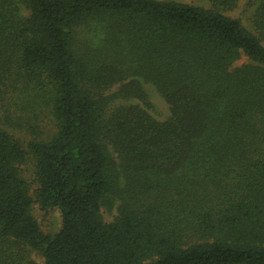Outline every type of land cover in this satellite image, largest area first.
<instances>
[{"label":"trees","instance_id":"obj_1","mask_svg":"<svg viewBox=\"0 0 264 264\" xmlns=\"http://www.w3.org/2000/svg\"><path fill=\"white\" fill-rule=\"evenodd\" d=\"M203 1L0 0V264H264V0Z\"/></svg>","mask_w":264,"mask_h":264},{"label":"rangeland","instance_id":"obj_2","mask_svg":"<svg viewBox=\"0 0 264 264\" xmlns=\"http://www.w3.org/2000/svg\"><path fill=\"white\" fill-rule=\"evenodd\" d=\"M158 1H174L180 4L191 5V6L207 9V10L211 8L210 4L203 0H158ZM253 2L254 0H239L237 2L236 7L233 10L223 11L222 14L229 18L238 20L242 24V26H244L245 28H250L251 26L250 21H251V15H252L251 4ZM242 63H244V60L241 58L236 63V65L239 66ZM117 88L118 86H114L110 88L106 92V95L113 94V92H115ZM144 88L147 92L148 102L150 105L149 108H146L147 112L156 121H159V122L164 121L168 117V107L150 86L147 85ZM128 104H136V105H139L140 107L145 108L138 101L121 102V104L116 102L114 104L112 103L109 106L110 111L114 107L125 106ZM47 108L48 107L46 105H43L42 111L41 112L39 110L37 111V115H36L37 121L35 120V123H34L36 124V127H37L36 133L39 131L41 133L40 136L43 138L51 136L54 132L53 122L50 119L49 111ZM22 169H23L24 178L27 181V183H29V193L31 195V191L34 188L32 184L33 172L30 169V166H27V167L23 166ZM31 214L33 218L36 220V222L38 223L40 229L44 233L54 234L60 229L61 218L57 210H49V211L44 212V211H41L36 205H34L32 206ZM115 214H116L115 208H113L111 211H107L104 209L101 210L102 220L105 223H110L113 217L115 216ZM31 259L37 264L42 263V259L35 254H31Z\"/></svg>","mask_w":264,"mask_h":264}]
</instances>
